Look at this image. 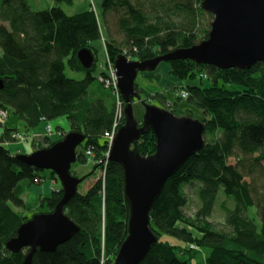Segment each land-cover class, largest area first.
<instances>
[{
    "label": "trees",
    "instance_id": "1",
    "mask_svg": "<svg viewBox=\"0 0 264 264\" xmlns=\"http://www.w3.org/2000/svg\"><path fill=\"white\" fill-rule=\"evenodd\" d=\"M202 1L103 0L100 22L99 14L91 9L67 15L60 5H72L73 0H54L51 8L42 11H33L28 0H0V111L17 116L26 131L40 122L65 118L69 132L85 135L76 152L77 162L83 165L90 160L96 178L63 208L78 232L53 252L36 250L32 264H112L127 236L129 207L122 167L109 161L104 177H98L102 167L98 161L107 149L103 135L115 117L114 98L96 81L97 64L84 71L77 52L90 49L96 62L97 42L103 40L113 63L120 54L129 60L146 61L191 47L206 40L210 29V23L208 28L201 26L202 15L208 14L201 8ZM167 64L169 75L179 82L165 89L172 93L173 103L167 105L164 93L151 94L136 82L135 90L141 102L157 98L175 115L181 102L199 110L205 127L204 145L166 181L149 211V228L157 243L140 264H191L203 249L208 251L204 264H264V65L217 69L190 60ZM66 67L81 72L84 78H68ZM154 73L145 75L160 83ZM94 82L102 90L98 97L90 93ZM181 91L188 93L186 99L180 97ZM184 115L194 117L188 108ZM15 131L4 129L0 137V264L22 263L28 249L10 253L5 243L33 215L52 212L62 196L61 186H55L48 196L40 198V207L45 210L30 216L21 211L28 208L20 182L30 187L58 179L50 171L45 176L22 164L17 154L10 153L4 144L13 142L10 136ZM57 131L61 134L55 142L66 134L60 128ZM43 141L46 148L55 143L48 137ZM155 146L151 130L136 144L144 157L154 154ZM33 148L43 146L33 142ZM88 149L92 152L89 158L85 155ZM231 158L234 164L229 163ZM71 174L75 176L73 171ZM90 175L82 177L83 181ZM195 183L200 205L188 216L184 187ZM219 190L235 202L233 209L221 205L225 212L222 228L209 221ZM251 207H256L259 228L246 215ZM163 235L181 244L161 241Z\"/></svg>",
    "mask_w": 264,
    "mask_h": 264
},
{
    "label": "water",
    "instance_id": "2",
    "mask_svg": "<svg viewBox=\"0 0 264 264\" xmlns=\"http://www.w3.org/2000/svg\"><path fill=\"white\" fill-rule=\"evenodd\" d=\"M201 8L212 16L206 40L146 61H131L120 54L113 62L117 88L124 103V124L113 140L109 161L122 167L129 218L127 236L112 264H140L157 243L149 228V211L166 181L204 145L203 122L187 116L178 117L166 109L141 102L135 90L138 73H153L160 63L172 60H190L217 69H249L257 63L264 65V0H203ZM77 59L84 71L91 70L95 63L90 49L79 50ZM2 88L0 80V90ZM134 100L144 107L140 123L133 116ZM147 130L153 132L156 146L154 154L144 157L137 152L136 144ZM85 138L82 133L67 132L50 147L16 156L24 165L54 173L62 191L52 212L33 215L5 243L10 253L28 249L21 264H32L36 250L53 252L78 232L63 208L83 181L71 174V166L77 161V148Z\"/></svg>",
    "mask_w": 264,
    "mask_h": 264
},
{
    "label": "rangeland",
    "instance_id": "3",
    "mask_svg": "<svg viewBox=\"0 0 264 264\" xmlns=\"http://www.w3.org/2000/svg\"><path fill=\"white\" fill-rule=\"evenodd\" d=\"M88 1V6L89 8H92L93 10H96V13L99 14L100 17V22L101 20V8L100 4L98 3L96 5L94 0H73L72 5H66V4H61L60 7L62 10L67 14V15H73L79 12L78 8L82 3H86ZM101 2V0L99 1ZM29 6L33 11H42L46 10L48 8H51L54 5V0H28ZM212 20V16L210 17L208 14H204L201 17V26L203 28H208L209 23ZM103 27V23H102ZM104 28V27H103ZM116 39H118L116 37ZM101 42V41H100ZM99 48H101V44L98 45ZM101 50V49H100ZM0 55H1V50H0ZM97 58H98V65H100V52L97 53ZM134 61V60H131ZM65 75L68 78L74 79V80H82L84 78V75L81 72H75L69 70L67 67L64 70ZM154 75L159 76V82L157 81H149L148 77L145 75V73H138L137 78H136V83L139 85V87L144 88L148 90L149 93L154 94L156 92H162L164 93L165 99H166V104H171L174 102V97L172 93H169L165 91L166 87L168 84H176L177 80L169 75V69H168V64L167 62H162L159 64L157 67ZM208 82L205 81L203 83L204 86H207ZM229 88H233L231 86H227ZM90 93L94 94V97H98L99 95L102 94V90L99 89L98 83L94 82L90 88ZM104 91V90H103ZM107 94V92H103ZM103 97V96H102ZM111 102V101H110ZM148 104L155 106L160 109H166V104L162 103L159 99L153 98L149 99ZM191 109L193 111V119L194 120H199V117L201 115V112L199 110H196L192 107L187 106L184 102H181L177 106L176 110V116L178 117H183L185 116V109ZM132 110H133V116L134 119L137 122L142 121L143 114H144V107L143 104L137 100H134L132 104ZM47 125H50L53 133L57 131V128H60L63 132L67 133L70 130L69 123L65 118H58L49 122H40V124L31 129L26 131L24 129L23 123L18 119L17 116L13 115L12 113L9 114L8 118L6 121L1 122L0 121V137L2 135V132L4 129H14L17 130L18 132L28 136L26 141L23 142H15V143H10L8 145V150L10 151L11 154H23V155H28L34 151L33 148V142H35L34 137L39 136L41 138L47 136ZM123 125V124H122ZM57 134H53L50 136V139L52 141L57 139ZM55 142V141H54ZM42 146L44 143L41 144ZM80 149V147L77 148V151ZM229 163L234 164L235 160L234 159H229ZM92 167L93 163L88 160L86 164L81 165L79 162H75L71 166V171H73L74 175L78 178H82L88 174H91L89 177H87L79 186H78V192L83 193L89 186H91L96 178L95 175H92ZM43 175H48L47 171H42L40 172ZM50 180V179H49ZM55 182V186L59 187L60 182H56L55 180H52ZM19 186H21L24 190V193L21 195L23 200L26 201V207L28 210V215L30 216L32 212L36 211H41L45 210V207L42 208L39 206L40 198L37 193H35L33 190L37 188L36 185L26 187L25 182H20ZM197 189H198V184H192V185H187L184 187L185 194L187 196V204L184 207V212L188 216H192L196 210L198 209L200 203L197 198ZM50 194V192H47V196ZM224 204L227 208L233 209L235 202L233 199H227L223 194L222 191L219 190L217 199L214 205V210L212 212L211 217L209 218V221L216 227V228H222L225 227V212L222 209L221 205ZM246 215L248 218L252 219L255 223V225L259 228L260 227V221L257 215V210L256 207H251L246 211ZM161 241H168L173 244H181L174 238L168 237L166 235H163L160 239ZM198 250V249H196ZM208 251L203 249L200 250L199 253L191 260V264H204L203 261V255L207 254ZM183 259L188 258V255L182 257Z\"/></svg>",
    "mask_w": 264,
    "mask_h": 264
},
{
    "label": "built area",
    "instance_id": "4",
    "mask_svg": "<svg viewBox=\"0 0 264 264\" xmlns=\"http://www.w3.org/2000/svg\"><path fill=\"white\" fill-rule=\"evenodd\" d=\"M90 9L95 14H97L96 10H93L92 8H90ZM100 41H101L100 65H98L97 70L95 72V79L97 80V82L99 84L102 85L103 88H105L106 90H109L111 92V94L114 98V109H115V112H114L115 117H114V121L112 123V126H111L110 130L106 131L103 135V138L107 142L106 153L104 154L103 160L98 161V164L102 165V167L98 170V177L99 176L104 177L105 171H106V166H107V163L109 162V155H110V150H111L113 140H114L119 128L122 126L123 101L121 99V95H120L119 90L117 88V78L115 75V69H114L113 63L110 61V59L108 57L104 41L103 40H100ZM179 95L182 99H186L188 96V93L186 91H181ZM7 117H8L7 112L1 110L0 111V121H5L7 119ZM46 131H47V136H50L53 133L52 129L49 125H47ZM58 134L60 135L61 133H58ZM10 138L15 143V142L26 141L28 136H26L22 133H19V132H13V133H11ZM85 155L88 158L91 157L92 156L91 150L90 149L86 150ZM190 249H195V247L190 246Z\"/></svg>",
    "mask_w": 264,
    "mask_h": 264
},
{
    "label": "crops",
    "instance_id": "5",
    "mask_svg": "<svg viewBox=\"0 0 264 264\" xmlns=\"http://www.w3.org/2000/svg\"><path fill=\"white\" fill-rule=\"evenodd\" d=\"M94 1H95L96 5H97L98 3H99V4L102 3L103 0H101V2H99L100 0H94ZM100 7H101V4H100ZM78 9H79V10H78L79 12H77V13L84 12V11L88 10V9H89L88 1H86V3H84V4L82 3V5H80ZM100 44H101L100 41L97 42V47H98V45H100ZM98 48H99V47H98ZM100 49H101V48H99V50H100ZM176 85H179V82H177ZM56 132H57V131H56ZM56 132H55V133H52V135H53V134H56ZM50 136H51V135H50ZM50 136H46V137L50 138ZM34 139L37 140V141H40V140H43L44 137L41 138V137H39V136H35ZM9 144H10V142L5 143L4 145H5L6 147H8ZM36 186H37V188L34 189L33 191L39 195V198H41V197L47 196V192H50L51 189H52L53 187H55V182L52 181V180H48V179H46V180H44L41 184H37ZM25 202H26V201H25ZM39 206H40V203H39ZM21 211H22L25 215H28V212L26 211V209H25V210H21ZM203 257H204V258H203V261L205 262V259H206V257H207V254H204Z\"/></svg>",
    "mask_w": 264,
    "mask_h": 264
}]
</instances>
